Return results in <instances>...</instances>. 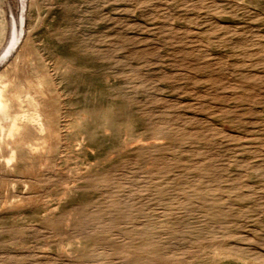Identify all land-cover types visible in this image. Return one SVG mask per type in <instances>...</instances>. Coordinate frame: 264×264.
I'll return each instance as SVG.
<instances>
[{"label": "rangeland", "instance_id": "1", "mask_svg": "<svg viewBox=\"0 0 264 264\" xmlns=\"http://www.w3.org/2000/svg\"><path fill=\"white\" fill-rule=\"evenodd\" d=\"M0 76V264H264V0H0Z\"/></svg>", "mask_w": 264, "mask_h": 264}, {"label": "bare ground", "instance_id": "2", "mask_svg": "<svg viewBox=\"0 0 264 264\" xmlns=\"http://www.w3.org/2000/svg\"><path fill=\"white\" fill-rule=\"evenodd\" d=\"M22 57V56H21ZM18 76L25 77V71L24 67L19 65L18 68ZM2 77L0 76V79ZM6 89H7V84L3 83L0 85V129H3V126L6 125V122H9L10 128H9V135L13 137L14 142H19V141H25V143H30V126L26 122H30L29 119H25L26 122H23L24 120L21 121L20 123V118L15 115L14 113V108L10 106L9 104V99L7 98L6 94ZM8 93V92H7ZM10 99L15 102L14 95L10 93ZM42 95L38 91H35L34 94L32 95V102L35 106L39 107L42 102ZM46 126V123L41 120L39 127L43 129ZM14 156L13 154L10 156L8 160H11L12 157Z\"/></svg>", "mask_w": 264, "mask_h": 264}]
</instances>
